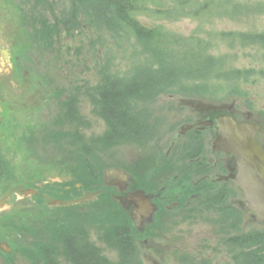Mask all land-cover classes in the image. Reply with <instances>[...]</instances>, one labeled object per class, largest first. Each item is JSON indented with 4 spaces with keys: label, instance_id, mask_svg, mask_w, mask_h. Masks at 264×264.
Segmentation results:
<instances>
[{
    "label": "rangeland",
    "instance_id": "1",
    "mask_svg": "<svg viewBox=\"0 0 264 264\" xmlns=\"http://www.w3.org/2000/svg\"><path fill=\"white\" fill-rule=\"evenodd\" d=\"M25 3L33 2L25 0ZM138 3L139 10L130 13L133 21L138 28L151 29L159 40L152 36L151 40L146 39L140 44L132 25L122 22L111 25L114 12L105 8L103 0L95 2L93 8L78 6L73 20L71 0H46L44 33L35 29L37 37L43 35V39L38 43L26 44L22 40L10 45L20 57L27 56V59L18 58L14 72L10 71L1 51H7V44L0 42V95L8 94L15 100V105L29 101L38 106L34 110L39 108L36 115L41 119L37 121L46 127L44 134L26 140L27 147L23 148L15 137L8 134L7 137L4 130L0 134V157L13 176L9 179L10 175H7L9 182L0 185V196L10 186L26 179L29 187L38 192L14 206L10 199L7 200L12 208L3 213L15 212L17 229L9 234L0 232V240L13 241L14 249L23 240V217L21 219L17 214H22L20 209L24 207L30 213V225H39L38 233L30 234L33 236L30 238L43 242L41 237L45 234L46 243L39 242L41 245L50 243L49 233H45L50 231L47 217H54L53 226L60 225L65 217H74L79 219L89 241L111 264H118L117 251L101 240V234L119 224L123 217L114 213L117 208L109 205L105 194L85 204H76L77 212L63 209L59 212L61 215L55 213L54 208L68 204L49 205L48 200L62 199L61 186L66 189L71 184H78L81 188L82 184H90L87 172L91 169L98 172L102 180L107 170L132 171L136 163L143 165L146 176H153L159 156L164 160L159 164L167 166V159L157 151L167 150L171 130L190 112L188 108L175 112L173 106L176 103L171 101L170 94L211 103L239 99L264 122V0H139ZM156 41L161 43L158 45ZM186 48L199 55L195 61L190 60L192 66L196 65L195 70H199L194 72V78L188 76L191 72L186 74V69L178 68L176 73L173 68H168L174 64L171 63L173 57L181 58ZM159 59L167 64V71L175 74L174 79L176 76L180 79L169 80L171 86L166 92L135 102L134 110L145 115L144 123L150 129L148 137L143 143L127 140L110 144L105 141L102 133L107 128L100 130L103 120L91 105L98 100L97 90L104 87V79H128L138 69L158 66ZM195 73H201V77ZM70 102L79 111V121H73L66 112V104ZM11 116L8 111L1 114L3 120ZM33 118H30L31 122ZM174 156L171 153L169 158ZM188 163L182 155L178 166ZM223 189L227 194L222 202L215 203L217 193H211L208 199H202V205L195 204V209L174 208L168 217L159 219L157 228L162 234L157 240L162 248L161 264H244L248 247L233 246L225 241V237L264 231V222L253 221L238 208L236 222L230 225L228 216L231 215L220 216V206L227 208L231 198L242 195L239 190L233 191V187ZM40 220L45 226L36 222ZM224 227H228L227 236L221 232ZM0 229L3 230L1 225ZM136 238L137 232L134 233L135 241ZM137 247L143 263L152 264L141 252L140 244ZM53 252L59 262L69 264L63 249L57 247ZM31 257L28 262L24 257L9 256L3 263L0 257V264H40L38 255Z\"/></svg>",
    "mask_w": 264,
    "mask_h": 264
},
{
    "label": "flooded vegetation",
    "instance_id": "2",
    "mask_svg": "<svg viewBox=\"0 0 264 264\" xmlns=\"http://www.w3.org/2000/svg\"><path fill=\"white\" fill-rule=\"evenodd\" d=\"M31 1L33 2L32 4H26L25 0H0V42L7 44V51H4V49L1 51H3L6 64L9 65L10 71L12 72L16 69L18 58L27 59V56L20 57L18 55L19 53L14 51L10 45L15 42L19 43L22 40L25 41L26 44H30L31 42L38 43V41L44 37L43 35L37 37V31L35 29L37 28L38 31L44 33L47 12L46 0H37V4H35L36 0ZM99 1L100 0H71L72 20L75 17V10L78 6L93 8V6L96 7L95 2L98 3ZM103 1L106 3L105 8H111V12H114V19L109 22L111 25L116 22L127 23L126 19L128 17L131 20L134 19L130 13L132 14L133 11L139 10L137 8L139 6V0H131V3L125 9L126 11L123 15L117 12V3L114 4L112 0ZM114 2H118V0ZM9 8L12 10H9ZM169 96L171 101L176 103V106H173L175 112L181 111L184 108L190 109V112L179 120L178 127L171 130V135L169 134L170 138L168 136L167 150L162 152L158 149L157 151L158 155L163 154V158L165 157V159H167V166L161 163L159 164V161L164 162L163 159H160L161 156H159V159L156 160L154 165L155 168L152 172L153 176H146L145 169L141 167L143 165L141 164L140 166L137 163L132 171L114 168L109 169L105 172L100 183L101 185L99 184L97 189L94 191L82 192L81 195H77L76 191V197L73 200H66L75 204H83L84 202L86 203L94 199L97 195L105 194L107 200H113L127 212L131 222H133L136 227V223L130 215L136 206L135 193L137 191H143L154 204L156 210L152 218L142 216L140 228L136 227L137 238L136 241H134L136 244H140L141 252L152 264H161L160 254L162 248H160L161 244L157 238L162 232L158 230L157 223L159 219L168 217L169 212L174 208H181L184 211L193 210L196 207L195 204L202 205V199H208L211 193H217V200L215 203L222 202L225 200L227 194V190L223 188L233 187V191L239 190L242 197L235 199L231 198L227 208L220 206V216L222 214H230L231 216L228 217L230 219V225L232 223L233 226L236 222L235 215H238V208L250 218L253 214L251 210L245 209L242 206V202L244 201L243 191L233 178L234 175L238 174V162L235 155L223 150L212 149L213 140L218 135L217 119L223 115H230L236 121L259 124L260 127L256 130L254 137L264 148V122L257 118L254 112L248 110L241 100L236 99L230 102L211 103L194 98L176 96L174 94H170ZM14 103H16L15 100L9 97L8 94H6V96L0 95V134L3 133L4 130L7 137H15L18 140L17 144L23 148V146L27 147L25 144L26 140H29L32 136L35 138L39 134L42 135L44 132L43 129L46 127L45 124H41V121H37L41 119V116L36 115L39 108L37 111L34 110L38 106H34L29 101L26 102V104L25 101L20 104L18 103V105ZM91 105L92 108H94L95 102L91 103ZM30 109L32 110L30 111ZM5 111L11 113V118L9 117L3 120L1 114ZM21 111L25 112L22 113L24 115L21 114ZM78 112L75 104L73 106L71 105V117L73 121H79ZM58 113L59 115L61 113L60 106ZM31 117H34L32 120L33 122L30 121ZM99 118L103 120L100 130L107 128V130L105 129L103 131L102 135L104 138H109L110 134L108 132L107 122L102 116ZM176 144H178V146ZM171 153L175 155L173 158H169ZM182 155L189 163L184 166H178ZM0 165L7 166L4 165L1 157ZM159 165L161 166L160 169L158 168ZM7 175H10L9 179L13 178L11 172L8 173V171L5 175L0 174V185L2 184L4 186L9 182V179H6ZM29 184V180L27 179L26 181L18 182L10 186L9 189L5 190L0 196V225L3 228V230L0 229L2 230L0 232H2V234L13 233L17 229L15 227L17 223L15 212H3L7 209L10 210L12 206H14V203H23L27 198L38 194L37 190L35 191L29 187ZM75 186H77L78 189V184H75ZM9 199L12 201V206L7 202ZM20 210H22V214H17V217H23V219L21 218L22 229L24 230V233H21V235H23V240L20 242V245H16L15 249L13 241L8 239V243L7 238H4L3 241L0 240V251L3 253L2 255H4L3 259L2 255H0L2 263L4 261L6 262L9 256H20L24 257L27 261L29 260L28 257L22 253L21 248L23 247V249H25L29 247L33 239L30 238V232L23 228V225L30 224V213L25 211L24 207ZM227 231L228 227H224L221 230L224 236H227ZM0 237L2 236L0 235ZM42 237L41 240L45 241V234H43ZM39 247L40 264H45V245L42 244L41 246L39 245ZM56 247L62 249L61 244H58ZM52 253L55 258L54 260L58 264H62V261L59 262L56 259V252ZM69 264L71 263L69 262Z\"/></svg>",
    "mask_w": 264,
    "mask_h": 264
},
{
    "label": "trees",
    "instance_id": "3",
    "mask_svg": "<svg viewBox=\"0 0 264 264\" xmlns=\"http://www.w3.org/2000/svg\"><path fill=\"white\" fill-rule=\"evenodd\" d=\"M114 1L115 0H112L114 4L117 3L116 10L121 15L124 14L126 11L125 9L131 3V0H118V2ZM126 22L129 26L134 24L132 26L136 30L135 32L138 35L140 44L145 43L146 39L151 40L152 36H154L156 40H159V37H156V33L152 32L151 29L144 27L138 28L133 19L131 20L128 17ZM143 28L147 29L148 31L144 30ZM156 42H158V45L161 43L159 41ZM159 50L160 49H154L153 51ZM185 51L186 53L181 58L178 56L173 57V62L171 61V63L174 64L168 68H173L176 70V73L181 68L186 69V74L191 72L188 76L194 78V72L199 70H195L196 65L192 66L190 60L192 62L195 61L196 55L198 54L197 51L195 52L187 48ZM170 55L174 54L170 53ZM210 60V58L206 59L207 62H210ZM163 62L164 60L162 61V59H159L158 66L153 67L150 65L148 67L153 69H138L128 79L121 77H111L109 79H104V87L100 90H97L98 100H95V108L98 114L102 116L107 122L110 137L105 138V141L112 144L116 141L119 142L127 140H131L135 143H143L146 140L150 129L146 127L144 123L145 115L140 111L136 112L134 110L135 102L139 100L145 101L157 96L160 93L166 92L169 86H171L169 80L175 82L178 80V78L180 79L178 76H176V79H174L173 76H175V74L173 75L171 70L167 71V64H164ZM195 74H197L198 78L201 77V73ZM171 77H173V79ZM71 102L66 104L68 107V111L66 112L70 117L72 116L70 105ZM7 171L10 173L8 166L0 165V174L5 175ZM87 173L90 176V184H82L81 188L78 187V189L74 184H71V186H69L70 188L65 189L62 188V186L59 188V191L61 192L59 194L62 198V201L73 200L74 198L72 196L76 195V191L77 195H81L84 191H94L98 188L99 184L101 183L99 173H96L92 169L88 170ZM71 175L73 176L72 173ZM81 182H83V180H81ZM56 185L59 184L56 183ZM72 193H74V195H72ZM99 196L101 195H97L96 197L99 198ZM92 202L93 201L90 202V205ZM108 203L109 205H112V207L115 205L114 208H117V210L114 212V210L111 209V212L123 217V220L119 224L114 225L108 231H104L101 234V240L107 246L117 251L119 259L118 264H144L140 253L137 250V244L134 241V233L137 232L135 225L131 223L129 215L119 204L111 199L108 200ZM91 208L96 209L94 207ZM54 209H56L54 211H57L55 213L58 215H61L59 212L63 209H75L73 212L78 211V209H76V204L73 203H70L66 206L62 205ZM51 215L54 214L52 213ZM107 218H110V216L108 217L107 215ZM110 219L112 220V218ZM53 220H55L54 217L46 218L47 229L50 231H46L45 233H49L50 243L45 245V264H58L54 260L55 258L53 257L52 253L57 248L56 246L58 244H61L64 254L71 264H111L108 258H106L100 252V249L89 241L86 233L83 231V227L80 225L79 219L74 217H65L58 226H53ZM36 222H41L44 225V221L42 220ZM23 228L28 230L30 234H37L38 232L36 229H39V225H23ZM31 229H33V232H31ZM225 239L226 242H229L233 246H240L242 248L248 247V251L246 250V255L243 258L244 264H264V231L249 232L246 234L235 235L231 238L225 237ZM39 242L41 241L33 238L29 247L25 249H23V247L21 248L22 253L28 257H31V255H38L39 257V245L41 246Z\"/></svg>",
    "mask_w": 264,
    "mask_h": 264
},
{
    "label": "water",
    "instance_id": "4",
    "mask_svg": "<svg viewBox=\"0 0 264 264\" xmlns=\"http://www.w3.org/2000/svg\"><path fill=\"white\" fill-rule=\"evenodd\" d=\"M218 135L213 140V150H223L235 155L238 162V174L233 178L243 191L242 206L253 212L251 219L264 222V148L256 141L254 134L259 124L236 121L230 115L217 119ZM135 208L131 218L140 228L142 216L152 218L155 206L143 191L135 193ZM49 205L68 204L61 199H49Z\"/></svg>",
    "mask_w": 264,
    "mask_h": 264
}]
</instances>
